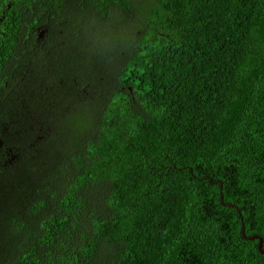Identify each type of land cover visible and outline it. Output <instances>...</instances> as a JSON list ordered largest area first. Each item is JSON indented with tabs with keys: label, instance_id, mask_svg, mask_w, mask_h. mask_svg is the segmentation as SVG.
Here are the masks:
<instances>
[{
	"label": "trees",
	"instance_id": "obj_1",
	"mask_svg": "<svg viewBox=\"0 0 264 264\" xmlns=\"http://www.w3.org/2000/svg\"><path fill=\"white\" fill-rule=\"evenodd\" d=\"M241 223L264 0H0V264H264Z\"/></svg>",
	"mask_w": 264,
	"mask_h": 264
},
{
	"label": "water",
	"instance_id": "obj_2",
	"mask_svg": "<svg viewBox=\"0 0 264 264\" xmlns=\"http://www.w3.org/2000/svg\"><path fill=\"white\" fill-rule=\"evenodd\" d=\"M213 183L214 184H217L218 182H213ZM220 201H221V204L224 205L222 195H220ZM225 206L228 207V208H231V207L235 208V206H233L231 204H227ZM241 235H242L243 238H245L246 240H249V241L257 240L258 241V250H259L260 254L264 256V247H263V240H262V238L259 237V236L247 237L245 235V233H244L243 223H241Z\"/></svg>",
	"mask_w": 264,
	"mask_h": 264
},
{
	"label": "clouds",
	"instance_id": "obj_3",
	"mask_svg": "<svg viewBox=\"0 0 264 264\" xmlns=\"http://www.w3.org/2000/svg\"><path fill=\"white\" fill-rule=\"evenodd\" d=\"M13 157L11 156V159H12Z\"/></svg>",
	"mask_w": 264,
	"mask_h": 264
}]
</instances>
